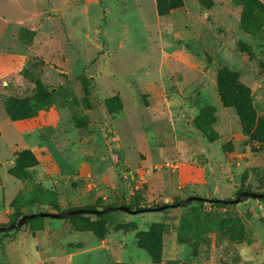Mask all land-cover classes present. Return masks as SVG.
<instances>
[{"label": "rangeland", "instance_id": "obj_1", "mask_svg": "<svg viewBox=\"0 0 264 264\" xmlns=\"http://www.w3.org/2000/svg\"><path fill=\"white\" fill-rule=\"evenodd\" d=\"M0 0V264H264V0ZM41 92L47 94L39 97Z\"/></svg>", "mask_w": 264, "mask_h": 264}, {"label": "water", "instance_id": "obj_2", "mask_svg": "<svg viewBox=\"0 0 264 264\" xmlns=\"http://www.w3.org/2000/svg\"><path fill=\"white\" fill-rule=\"evenodd\" d=\"M244 197L264 198V192H258V191H253V190H249V189H244V190H241L239 192V194L236 198H230V199H227V201L230 203H237V202H240ZM199 198H201V197L198 195H191V196H188L187 198L179 200L177 203H174L172 205H173V207H176L179 205H184V204L191 202L193 199H199ZM168 206H169V204H163L160 206L146 207L143 209H132L129 205L122 204V205L118 206V209L130 212V213H139L141 211H158V210L165 209ZM111 208L112 207H105V208L99 209V208L87 207V208H70V209L60 211V212L39 211V212L25 213L21 217H19L18 219H16L15 221H13L12 223H10L8 225L1 224L0 225V231L12 230V229L16 228L17 226L24 225L29 219L34 218V217H38V216L67 217V216H70L72 214H79V213L101 214V213H105V212L110 211Z\"/></svg>", "mask_w": 264, "mask_h": 264}, {"label": "trees", "instance_id": "obj_3", "mask_svg": "<svg viewBox=\"0 0 264 264\" xmlns=\"http://www.w3.org/2000/svg\"><path fill=\"white\" fill-rule=\"evenodd\" d=\"M174 7V2H172V0H158V9H159V12L160 13H166L168 10H170L171 8H173ZM47 94H44V93H42L41 94V92L39 93V97H45ZM239 194V193H238ZM189 196H191V195H189ZM188 197V196H187ZM186 197V198H187ZM201 197V196H200ZM246 198H248V197H244L243 199L245 200ZM184 199V198H183ZM208 198H205V197H201V198H199V199H193L192 201H194V200H201V201H204V200H207ZM228 199H230V198H228ZM261 199H263V198H261ZM191 201V202H192ZM214 201H219V202H222V203H228V201H227V199H223V200H221V198H215V200ZM175 203H177V202H175ZM165 204H168V203H165ZM174 204V203H173ZM190 204V202L189 203H187V204H185V206H187V205H189ZM157 206H160V205H157ZM173 205H172V203H170L169 204V206L168 207H172ZM180 206H182V205H180ZM184 206V205H183ZM106 207H112L111 208V210H113V209H118V206H106ZM167 207V208H168ZM91 208H95V207H91ZM105 208V207H104ZM145 208V207H144ZM138 209H143V208H138ZM110 210V211H111ZM109 212V211H108ZM18 219V218H17ZM16 220V219H15ZM15 220H13V221H15ZM30 220V219H29ZM13 221H11L10 223H12ZM10 223H8V224H10ZM8 224H5V225H8ZM5 231V230H4Z\"/></svg>", "mask_w": 264, "mask_h": 264}]
</instances>
